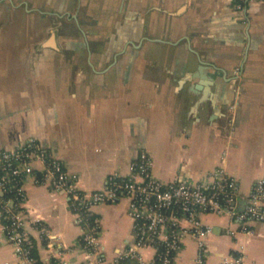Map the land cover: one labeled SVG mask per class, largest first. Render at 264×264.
<instances>
[{"label":"crops","instance_id":"1","mask_svg":"<svg viewBox=\"0 0 264 264\" xmlns=\"http://www.w3.org/2000/svg\"><path fill=\"white\" fill-rule=\"evenodd\" d=\"M28 137L81 191L127 176L146 151L162 182H207L223 168L243 208L264 178V0L240 11L233 0H0V152ZM35 176L23 181L24 219L38 264H116L134 244L121 196L92 207L102 251L88 256L68 196ZM201 220L211 226L204 264H264V222ZM197 250L186 235L174 264H196ZM137 251L120 260L153 264L154 247ZM0 264H18L1 213Z\"/></svg>","mask_w":264,"mask_h":264},{"label":"built area","instance_id":"2","mask_svg":"<svg viewBox=\"0 0 264 264\" xmlns=\"http://www.w3.org/2000/svg\"><path fill=\"white\" fill-rule=\"evenodd\" d=\"M233 1L236 10L243 9L245 0ZM37 166L41 169L40 176H35ZM151 166L147 152L141 151L138 158L129 163L127 176H108L103 188L85 192L79 190L76 174L69 172L62 161L35 138L28 137L17 147L3 149L0 152V213L4 234L13 246L18 264L37 263L28 247L30 236L24 219L23 181L29 175L35 176L36 182L68 196L82 228V246L90 257L102 251L99 219L92 216V207L114 202L121 196L127 198L135 242L118 255L116 264H123L120 259L124 257H136L137 250L143 246L155 248L153 264H174L183 238L188 234H193L197 242L195 263L204 264L205 238L211 226L201 220L203 214L234 219L245 230L251 221L264 222V178L255 182L245 205L239 209L235 202L236 180L225 174L223 168L217 169L210 181L190 183L178 178L162 182L152 175ZM40 230L48 232L44 226ZM54 264L68 263L56 261ZM220 264H242V257L225 255Z\"/></svg>","mask_w":264,"mask_h":264},{"label":"trees","instance_id":"3","mask_svg":"<svg viewBox=\"0 0 264 264\" xmlns=\"http://www.w3.org/2000/svg\"><path fill=\"white\" fill-rule=\"evenodd\" d=\"M92 216H94V215H92ZM4 221H5V220H4ZM28 247L30 248V252H31V254H32L34 257H36L35 252H34V241H33V239H31V238H30V240H29ZM36 264H38V261H37Z\"/></svg>","mask_w":264,"mask_h":264},{"label":"water","instance_id":"4","mask_svg":"<svg viewBox=\"0 0 264 264\" xmlns=\"http://www.w3.org/2000/svg\"><path fill=\"white\" fill-rule=\"evenodd\" d=\"M198 67H199V68L197 69V71H198V70L201 71V70H203L202 68L204 67V64H201V66H198ZM209 81L211 82L212 79L210 78Z\"/></svg>","mask_w":264,"mask_h":264}]
</instances>
